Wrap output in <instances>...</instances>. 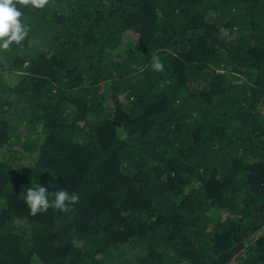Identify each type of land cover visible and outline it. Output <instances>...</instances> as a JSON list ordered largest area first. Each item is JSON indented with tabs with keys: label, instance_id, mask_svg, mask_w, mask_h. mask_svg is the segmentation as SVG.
<instances>
[{
	"label": "trees",
	"instance_id": "trees-1",
	"mask_svg": "<svg viewBox=\"0 0 264 264\" xmlns=\"http://www.w3.org/2000/svg\"><path fill=\"white\" fill-rule=\"evenodd\" d=\"M22 12L0 50V264H264V0ZM35 183L79 201L32 216Z\"/></svg>",
	"mask_w": 264,
	"mask_h": 264
},
{
	"label": "clouds",
	"instance_id": "clouds-1",
	"mask_svg": "<svg viewBox=\"0 0 264 264\" xmlns=\"http://www.w3.org/2000/svg\"><path fill=\"white\" fill-rule=\"evenodd\" d=\"M47 4L48 0H0V50H7L14 44L20 45L28 36L30 29L22 22V8L42 9ZM152 67L157 72L163 71L164 65L159 56L152 57ZM23 196L32 216L44 213L49 208L68 212L79 201L78 194L66 190L49 193L36 183Z\"/></svg>",
	"mask_w": 264,
	"mask_h": 264
}]
</instances>
